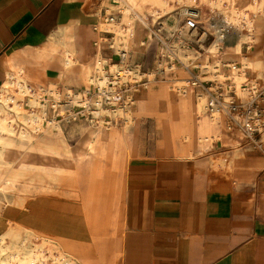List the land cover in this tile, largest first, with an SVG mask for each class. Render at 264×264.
Listing matches in <instances>:
<instances>
[{"label":"crops","instance_id":"0c3cea01","mask_svg":"<svg viewBox=\"0 0 264 264\" xmlns=\"http://www.w3.org/2000/svg\"><path fill=\"white\" fill-rule=\"evenodd\" d=\"M115 5L114 0H0V87L7 61L40 67L30 54L50 36L60 35L72 47L76 28L92 29ZM92 34L87 46L93 50L96 38H106ZM263 39L264 19L258 40ZM108 49L102 44L104 57L111 56ZM256 51L263 77L264 50ZM189 75L193 72L169 70L163 74L167 85L157 95L153 86L136 96L134 133L136 121L156 107L163 153L170 158L137 156L134 136L124 129L117 136L105 135L102 158L122 174L117 191L103 198L80 194L75 200L67 194L30 197L27 209L10 208L23 212L3 222L0 235L16 238L26 232L31 239L50 240L77 264H264V133L257 137L261 148L254 149L219 123L190 132L183 110L174 127L169 85ZM214 135L218 138L208 140ZM97 147L86 151L95 157ZM13 220L16 228L10 229Z\"/></svg>","mask_w":264,"mask_h":264},{"label":"bare ground","instance_id":"6f19581e","mask_svg":"<svg viewBox=\"0 0 264 264\" xmlns=\"http://www.w3.org/2000/svg\"><path fill=\"white\" fill-rule=\"evenodd\" d=\"M114 2L118 6L116 5L114 8L110 7L106 9V14L104 13L103 16L99 17L98 23L102 25V29L109 30L114 35H117L111 41L109 49L112 50V56L119 60V64H111L109 58L102 55V43L98 40L95 41L97 46L96 55L87 59L85 45L88 37L87 30L81 32L77 28L74 32V46L70 47L63 44L60 35H52L40 48L31 52V60L35 64L40 65V67L36 66L32 68L24 63H15L10 60L6 62L4 66V81L0 87L1 193L4 191L5 186L10 183L12 184L16 180L27 150V145L22 146L20 153L10 155L9 151L13 139L18 138L21 142L26 141L29 145L42 136L48 138L50 135H60L61 129L57 119L54 117L50 120L47 119L48 105L45 102L46 97L51 99L50 106L55 112L59 101L65 99L69 106L84 103L81 105L84 106L81 111L83 113L89 111L86 106L87 100L81 99L78 94L73 95L72 91L69 90L70 87L78 88L79 85H88L93 91L97 92L94 100L90 101L95 110L91 112L92 121L90 123L99 120L107 130L102 132L99 129L96 132V137H92L83 142L85 151H90L92 147L99 144L100 140H103L105 135L117 136L118 133L114 132L112 126L107 125L109 120L113 121L121 118L124 121L129 120L130 123L134 124V109L132 107L121 109L115 105V99L117 97L116 87H122L126 82L138 84L143 78H147L148 82H151L156 76V73L166 74L169 70L175 68L183 69L188 73L194 69H198L200 72L199 76H201L204 73V66L207 62L212 61L213 64L221 63L223 67L231 68L229 75H218L217 77L222 80H232L233 87L238 92L243 89V84L249 88H255L260 83L259 81L262 78L261 70H258L260 52L252 53L248 51L250 50L249 45L245 44L243 47L242 44L238 43L232 52L225 53L224 55L223 48L221 52L216 50L217 40L211 43L206 49L209 55L204 54V60L193 58L190 55L186 56L178 52L176 55L184 61L185 68L175 66L169 68L164 65L165 60L163 57L166 52L165 48L167 46L174 47L175 43L173 41L167 43L164 37L159 36L158 41L164 46H159L161 54L157 58L159 70H157L158 72L147 71L146 73H142L141 68L132 67L134 61L141 60V51L133 50L136 46L134 43L133 23L139 20L144 27H148L151 21L147 18L144 19L141 15L142 9H151V12L156 17H159L156 19L165 18L164 22L167 27L165 31H167L166 33L168 35H172V31L175 30L178 14L183 15L188 11L197 12L199 21L202 23H208V19L213 10L221 13L222 19L226 22L227 27L238 26L241 18L242 23L246 25L247 22L244 18L250 14H254L257 22L261 23L264 19V0H114ZM107 14L113 16L119 15L118 20L109 22V15ZM211 20L214 19L212 18ZM216 23H210V25L214 26L213 29L220 25V22ZM123 26H126L127 29H124ZM109 27L114 28V30H111ZM226 28L222 27L225 31L223 42L226 38ZM105 30L100 33H110ZM124 30L127 35L122 34ZM246 37L249 39L250 35ZM240 39H243V36H240ZM151 44L152 35L148 34L146 40L141 41L139 46L148 47ZM242 47L246 52L242 53ZM121 52H123L122 58L120 57ZM169 58L173 60L172 55H169ZM54 62L60 65V70L53 75L51 74L50 68ZM74 69H77L76 73H74ZM247 69L255 74V77L249 81H247L248 79L246 77ZM181 81L187 80H176L169 85V94L172 98V102L169 105V113L174 127L175 123L181 122L179 117L181 110H183L187 113L186 122L190 132L192 130L199 132L201 126L208 122L219 123L220 126H224L226 130L231 131L227 128L223 116L211 118L210 116L204 115L199 120L198 115L201 112L204 113L205 110L199 105H195L192 89L185 87L183 88V94L177 95L175 92L173 93L175 88L172 89L171 86L175 85V82L179 83ZM83 93L85 94L86 91ZM136 104L138 103L136 102ZM107 119L108 121H106ZM215 138L218 137L216 135L210 136L208 140H214ZM186 140L189 139L187 138ZM17 238H14L9 233L0 235V257L5 255L0 261L2 264H77L74 259L68 258L60 246L53 256L55 262L51 261L49 259V251H52L54 246L50 240H42V245L49 248L45 250L46 255H44L43 251L39 250V248L30 249L27 246L28 244L25 238L16 241ZM54 245L57 246L56 244ZM9 250H12V252L7 253Z\"/></svg>","mask_w":264,"mask_h":264},{"label":"rangeland","instance_id":"374dc122","mask_svg":"<svg viewBox=\"0 0 264 264\" xmlns=\"http://www.w3.org/2000/svg\"><path fill=\"white\" fill-rule=\"evenodd\" d=\"M118 6V5H117ZM116 7V5H115ZM180 10V9H179ZM182 10V9H181ZM151 9H142L141 15L144 19H148L151 22L148 24V27H144L139 20L134 21L133 23V35H134V43L136 46L134 47V51H141V60H136L133 62L132 67L141 68L142 73H146L149 69L150 71H154V66L152 60L155 56V48L156 50L159 48L160 44L158 42V37L160 35H165V29L167 28L165 25V18L156 19L154 13L151 12ZM106 14V13H105ZM109 15V14H107ZM177 22L181 20L182 15L178 14ZM119 15L113 16L114 21H117ZM245 16V15H244ZM218 19L220 25L218 27H227L226 22L223 21L221 13L213 10L208 19V23L204 22L206 29L211 31L213 29V25H210L211 19ZM155 20V21H154ZM244 20L247 24L242 23V18L238 22V26H229L226 28V38L222 44L224 55L225 53L232 52L237 44H242L243 47L245 44L250 46V50L252 53L259 52L257 49L264 50V39L262 42H259L258 38L261 35V30L263 27V21L261 23L257 22L254 14H250ZM181 22V21H180ZM141 24V25H140ZM177 24V23H176ZM102 25L96 22V24L91 28L87 29V40L91 37L92 32L94 31L96 34H100L101 31L105 30L101 28ZM162 27V28H161ZM164 27V28H163ZM111 30H114V28ZM106 28V29H109ZM124 29H127L126 26H123ZM175 29V28H174ZM173 29V30H174ZM158 30H160L158 32ZM107 32L112 33L109 30H105ZM165 31V32H164ZM173 32V31H172ZM156 33V34H154ZM113 34V33H112ZM123 35H127L125 30L122 32ZM152 35V44L150 47L139 46L141 41L146 40L147 35ZM167 34V33H166ZM116 35V34H115ZM115 35H107L103 34L102 37H105L106 40L102 38H96L94 40L93 46L94 49H89L86 45V58L90 59L96 55L97 46L95 41L98 40L102 44L107 45L108 48L111 44V37H115ZM250 35L248 39L246 36ZM117 36V35H116ZM240 36H243V39H240ZM246 37V38H244ZM249 43V44H248ZM242 47V53L246 52ZM111 52V56L108 53L105 57L109 58V62L111 64H119V60L112 56V50L108 49ZM204 54H207L205 52ZM203 54V55H204ZM158 56V52L156 53ZM203 55L197 53L196 56H192L197 59H205ZM209 55V54H207ZM161 56V54H159ZM212 62V61H210ZM140 63V65H139ZM221 70L219 75H229L231 68ZM263 69H264V59H263ZM60 70V65L58 63H53L50 68L51 74H56ZM197 70V71H195ZM77 69H74V73H76ZM144 71V72H143ZM193 72L192 76H188V78L184 79L187 81L175 82V85L171 86L172 89L175 88L173 93L175 94H183V88L190 87L194 88L195 95L194 103L196 106H200L204 110V93L201 88L193 87L190 81V78L195 76L199 83L201 82H221L226 87L233 86L232 80H222L218 77L215 78L216 75L208 74L204 75L202 73L201 76L198 69L192 70L189 74ZM201 77V78H199ZM247 81L253 79L255 77L254 73L246 74ZM221 80V81H220ZM225 82V83H224ZM258 85H264V71L263 77L259 81ZM145 85V86H144ZM154 85L153 93L158 94L166 87V82L164 81L163 74L156 73V76L152 79L151 82H148L147 78H143L140 83L126 82L122 87H116V99L115 105L121 109L126 107H132V109L137 106L136 99L137 95H141L145 93L151 86ZM201 85V84H200ZM202 86V85H201ZM182 87V88H181ZM207 87H210V84H207ZM137 88V89H134ZM72 94H78L81 99L87 100L86 106L89 111H85L81 113L83 110L81 106L84 103L77 105H70L65 99L59 101L58 107L56 108V112L51 108V99L46 97L47 105H48V115L47 119H52L53 117L57 119V122L60 125V135H50L48 138H38L34 140L31 144H27L26 141L21 142L18 138L13 139L11 144V149L9 154H17L20 153V148L22 146L27 145V150L24 155V159L19 170V174L16 177V180L5 186L4 193L0 192V232L2 233L5 230L6 220L11 219L13 216L17 217V215L23 211L18 212L17 210L13 212L11 211V207L14 204H18L19 208L22 210L27 209L25 202L30 198H48V199H60L62 195L67 194L70 198L75 200L77 197L80 198V194H84L85 196H94L97 195L98 198H103L110 191H117L120 183V178L122 174H119L117 170H115L113 166H107L106 162H104L102 158V151L104 149V140H100L97 151L99 154L97 156H93L92 153L85 151L83 148V142L90 138H94L97 135V131L104 132L107 130L104 128V124L100 123L99 120H92L91 112H94V108L91 105L92 100L96 96L95 91H93L88 85H79L78 88L70 87ZM86 91L84 94L83 92ZM137 92V93H136ZM203 94V95H202ZM133 100V102H132ZM130 104H129V103ZM26 109V108H25ZM148 114L144 116L142 119L136 121L137 131L134 133L133 123H130L129 120H122L121 118H117L113 121H106L107 125L112 126L115 133H118L120 130H124L131 136H134V140L136 141V145L138 147L137 156H162L163 158H170L168 155L163 153V133L162 129L159 127L158 123L155 120L157 108L149 107L147 110ZM53 113V114H52ZM205 113V112H204ZM203 112L198 115V119L201 120L204 115ZM84 116V117H83ZM135 114L133 115V117ZM208 116V115H207ZM88 117V118H87ZM90 117V118H89ZM110 128V127H109ZM108 133V131H106ZM239 136L242 135L238 132ZM64 149L66 153H62L61 149ZM82 156V157H78ZM197 157V156H195ZM128 160V159H127ZM218 160V159H217ZM66 162L70 165H64ZM2 176V171H0V178ZM14 187H13V186ZM78 195V196H77ZM90 198V197H89ZM92 201V200H89ZM3 202V203H2ZM99 202V201H98ZM8 203V204H7ZM5 205V206H4ZM25 205V206H24ZM18 212V213H17ZM2 217V218H1ZM5 219V221H4ZM21 219V217H20ZM2 222V223H1ZM5 222V223H3ZM10 229L16 228V224L14 221H10L9 224ZM26 234V235H25ZM20 237H16L17 240L26 239L27 246L31 248H39V250L43 251V254L46 255L45 250L49 249L47 246L42 245V240L31 239L27 237V233ZM53 242V249L49 251V259L53 262V256L59 249V245L55 246ZM13 250V249H12ZM12 250L7 251V253L12 252ZM64 251V250H63ZM6 253V254H7ZM5 257V255L0 257V261ZM0 264H2L0 262Z\"/></svg>","mask_w":264,"mask_h":264},{"label":"built area","instance_id":"2783aa9c","mask_svg":"<svg viewBox=\"0 0 264 264\" xmlns=\"http://www.w3.org/2000/svg\"><path fill=\"white\" fill-rule=\"evenodd\" d=\"M113 20V15H109L108 21L112 22ZM180 21L177 22L172 35L166 34L165 31L164 36L160 35L165 38V42L173 41L175 43L174 47L167 46L165 48L166 52L163 57L165 66L185 68L184 61L176 53L181 52L186 56H196L197 53L203 55L215 40L218 41L215 46L216 50L221 52L225 35L222 27L216 26L211 31L207 30L205 24L199 21L197 12L188 11L184 13ZM216 22L219 23V20L214 19L210 23ZM101 34L114 35L106 32ZM113 40L114 37H111L110 41ZM158 42L162 46V43ZM169 55H172L173 60H170ZM120 57H123V52L120 53ZM222 69L221 63L213 64L209 61L204 66L203 71L206 75H219ZM190 81L193 87L203 90L204 110L208 116L211 118L223 116L229 130L239 132L245 143L251 148H261V142L257 137L264 133V85L249 88L243 84V89L238 92L233 86L228 88L221 82L205 81L199 83L195 76L191 77ZM208 83L210 87H207Z\"/></svg>","mask_w":264,"mask_h":264}]
</instances>
